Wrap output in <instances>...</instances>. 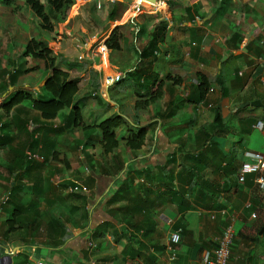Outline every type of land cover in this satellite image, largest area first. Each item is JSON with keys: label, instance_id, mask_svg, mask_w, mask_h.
Wrapping results in <instances>:
<instances>
[{"label": "crops", "instance_id": "crops-1", "mask_svg": "<svg viewBox=\"0 0 264 264\" xmlns=\"http://www.w3.org/2000/svg\"><path fill=\"white\" fill-rule=\"evenodd\" d=\"M220 1L205 18L196 16L199 3L198 8L187 7L193 21L186 8L187 20L173 23L165 2L133 0L116 22L131 19L151 2L171 23L151 63L137 59L122 71L124 78L139 69L138 63L142 71L148 64V78L155 82L152 91L159 88L160 97L146 110L134 105L149 86L141 85L136 95L111 97L114 85L100 84L90 94L89 78H84L77 82L74 97L81 116L78 126L69 119L70 109L45 121L27 102L1 114V264H203V253L215 250L230 224L235 236L229 264H264V232L259 234L264 195L252 175L243 183L237 180L244 152L264 154V131L253 125L248 133L244 123L256 117V123L264 124V68L258 62L264 58V0ZM108 67L113 75L120 72L113 64ZM199 76L209 82V89L203 102L192 107L182 100ZM253 101L263 107H252ZM217 106L227 131L214 137L216 149L197 157L203 149L199 143L198 151L192 146L205 138L197 131L213 122ZM113 116H121L134 129L152 125L139 149L120 142L112 153L102 155L95 126ZM119 131L118 139L125 133ZM250 134L256 138L246 139ZM239 141L244 149L237 155L234 146ZM74 186H85L88 192L71 193ZM13 216L14 229L6 232ZM102 226L104 241L96 247L93 236ZM177 228L181 241L175 260H170L166 247ZM195 245L199 250L192 260Z\"/></svg>", "mask_w": 264, "mask_h": 264}, {"label": "rangeland", "instance_id": "rangeland-1", "mask_svg": "<svg viewBox=\"0 0 264 264\" xmlns=\"http://www.w3.org/2000/svg\"><path fill=\"white\" fill-rule=\"evenodd\" d=\"M37 1L43 6L47 22L39 19L25 0H0V103L7 94L13 91V89L8 90V87L5 91V86L9 76L17 68L21 72L29 70L17 75V85L32 92L36 98L50 97L43 91H36V88H39L41 82L49 75L44 69V63L40 60L25 59L22 56L29 41L46 42L55 58V66L67 72L70 71L72 75L69 72L68 74L71 80L80 82L84 78H89L87 85L90 84L91 94L96 91L97 85L100 87L102 84L104 88H107L105 78L109 81L113 75L108 63L115 65L121 74L126 67H132L135 64L137 61L135 49L142 47L141 42L144 35L164 18L157 7L151 5V2L145 4L149 7L134 12L131 19L117 25L116 22L122 21L133 0H60L62 7L58 10L55 9L53 0ZM157 1L165 2L170 8L173 23H182L187 20L185 11L187 7H194L200 3L202 10L197 6L199 14L196 16L205 18L222 4L220 0ZM112 4L116 5L117 21L115 22L109 20ZM136 24L143 27L140 42L136 39ZM116 26H122L118 31L121 34V50L111 52L103 45V40ZM102 47L105 48V53L101 51ZM140 65V63L137 65L139 69H141ZM89 66L92 70L88 68ZM142 67H144L141 77L144 79L143 83L141 81L137 83L135 79L132 82L121 81L111 86L112 88L109 87L110 96L112 97L114 93L123 94L126 97L136 95L135 91H138L141 85L151 83V77L148 78V64ZM104 72H106L105 77ZM34 88L35 91H33ZM1 92L5 96H1ZM1 114L0 112V118ZM121 132L117 133L121 134ZM253 137L256 138V135L253 134L251 138L248 136L246 139L251 140ZM240 143L234 144L237 155H240L244 149V144L240 145ZM244 143L246 144V140Z\"/></svg>", "mask_w": 264, "mask_h": 264}, {"label": "trees", "instance_id": "trees-1", "mask_svg": "<svg viewBox=\"0 0 264 264\" xmlns=\"http://www.w3.org/2000/svg\"><path fill=\"white\" fill-rule=\"evenodd\" d=\"M25 3L31 8L34 14L44 22H47V16L44 13L43 6L39 4L37 0H25ZM53 5L55 9H60L61 2L60 0H53ZM116 5L112 4V9L109 13V20L112 22L117 21L115 14ZM188 11V19L193 21V15L190 13V9H186ZM136 28H138L136 33V39L140 42L141 35L143 33V27L141 25L136 24ZM122 26H116L112 28L104 42V46L110 50L111 52L120 51L121 50V34L118 33L119 29ZM167 30V23L164 20L159 21L157 25L150 29L147 40L143 47H141L138 51L135 50L136 56L140 63H151L154 59V53L158 48V45L163 42ZM25 59H33L40 60L44 63V69L48 71L49 75L43 80L42 86L40 88V92H45L50 95L47 99L35 98L34 95L26 91L22 88H18L16 84L17 75L20 73H26L29 70L20 71L17 68L8 78L7 85L5 86V91L7 87H12L15 90L12 91L3 101L0 103V111L2 114H8L13 108L18 105L27 102L31 105L32 109L39 113L40 118L45 121L54 120L58 114L64 109H70L69 119L72 121L74 126L80 125L81 116L80 110L77 107L78 103H74V97L78 91L77 82L71 80L69 78V74L67 71L63 70L60 67L55 66V58L51 53L50 47L46 42H36L35 40H31L27 43L25 50L22 54ZM142 70L137 68L129 73H126L123 80L121 81H134V79L139 83L140 81L143 83L144 79H142ZM218 80L221 82V77H218ZM121 81L117 82L120 83ZM147 79L145 80V82ZM155 82H151L146 86H149L148 92L145 96L135 102L134 108L139 111L146 110L154 101H156L159 96V88L156 91H152L154 89ZM98 89L99 86L97 85ZM209 89V82L204 77H200L197 79V84L194 85L192 91L188 96L182 100L183 103L196 107L200 103L203 102L205 96L207 95ZM222 94L224 89L221 87ZM4 92V91H3ZM1 92V96L4 94ZM225 95V94H224ZM80 101V100H79ZM245 108H251L249 104L244 106ZM255 110V109H251ZM264 120V117L262 118ZM257 118L254 117L252 119L245 120V124L248 127V133L250 131V127H252L256 123ZM243 123V124H244ZM96 129L99 130L101 135V152L102 155H108L116 150L120 144L131 150H136L144 144L146 140L147 131L152 127V125H148L143 128H132L129 123L123 119L121 116H113L111 118H106L100 121L96 126ZM226 125L223 122L221 117L220 107L214 108V117L213 122L209 125H202L201 128L197 131L200 135L205 137L202 142H197L195 147L192 146L194 151H198V143L199 149H203V151L198 152L199 156H204L209 150L216 149L218 147L217 142L214 137L219 133L226 132ZM124 130V135L117 138V131ZM240 142V141H239ZM195 161V158H186ZM16 223V218L13 216L11 220L6 222V232H10L14 229V225ZM105 226L99 227L95 230L94 233V241L96 242V247L101 246V243L104 241L103 236L105 235L103 232V228ZM96 251V250H95Z\"/></svg>", "mask_w": 264, "mask_h": 264}, {"label": "built area", "instance_id": "built-area-1", "mask_svg": "<svg viewBox=\"0 0 264 264\" xmlns=\"http://www.w3.org/2000/svg\"><path fill=\"white\" fill-rule=\"evenodd\" d=\"M163 20L167 23V30L171 27L169 18L164 16ZM195 23L199 21V18H195ZM258 62L264 68V58L258 60ZM123 78V75L120 73L112 75L109 81L105 78V84L107 87H111L119 82ZM253 128L264 131L263 122H257L254 124ZM253 176V183L257 190L264 195V154L256 152H244L243 160L239 167L237 173V180L240 183H243L247 176ZM71 193H87L88 189L85 186H74L70 188ZM252 218H255V215H252ZM170 223V222H169ZM181 229L177 228L175 231H172L169 234V244L166 249L170 255V260H175L177 255V246L181 241ZM234 230L232 224L226 226L220 239L217 242V246L213 251H206L202 255L203 264H229L231 256V245L234 239ZM89 247H94L92 244H89ZM1 264V263H0Z\"/></svg>", "mask_w": 264, "mask_h": 264}, {"label": "water", "instance_id": "water-1", "mask_svg": "<svg viewBox=\"0 0 264 264\" xmlns=\"http://www.w3.org/2000/svg\"><path fill=\"white\" fill-rule=\"evenodd\" d=\"M251 106L254 107V108H259V107H263V105L260 103V101H253L251 103ZM264 232V226L262 227V229L260 230L259 234L261 235L262 233ZM198 250H199V245H195L192 249V252H191V259L192 260H195L196 259V255L198 253Z\"/></svg>", "mask_w": 264, "mask_h": 264}, {"label": "bare ground", "instance_id": "bare-ground-1", "mask_svg": "<svg viewBox=\"0 0 264 264\" xmlns=\"http://www.w3.org/2000/svg\"><path fill=\"white\" fill-rule=\"evenodd\" d=\"M158 9V8H157ZM158 11H160L159 9H158ZM161 12V11H160Z\"/></svg>", "mask_w": 264, "mask_h": 264}]
</instances>
